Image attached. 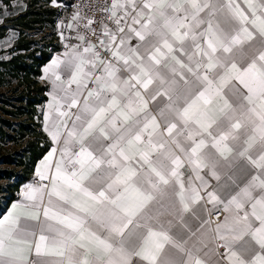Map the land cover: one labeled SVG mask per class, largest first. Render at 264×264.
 Returning a JSON list of instances; mask_svg holds the SVG:
<instances>
[{
	"label": "snow or ice",
	"instance_id": "1",
	"mask_svg": "<svg viewBox=\"0 0 264 264\" xmlns=\"http://www.w3.org/2000/svg\"><path fill=\"white\" fill-rule=\"evenodd\" d=\"M243 4L111 0L103 10L116 31L103 24L100 46L112 59L88 43L52 60L44 130L63 147L36 170L48 183L28 185L24 202L0 219V264H211L210 256L264 264V0ZM158 97L166 102L153 114ZM241 158L257 174L226 203L206 193L226 215L208 242L187 248L172 229L187 230L185 215H196L209 187L201 171L220 181V169ZM185 164L199 187L185 186ZM166 201L175 224L160 219ZM203 249L209 259L196 254Z\"/></svg>",
	"mask_w": 264,
	"mask_h": 264
},
{
	"label": "rangeland",
	"instance_id": "2",
	"mask_svg": "<svg viewBox=\"0 0 264 264\" xmlns=\"http://www.w3.org/2000/svg\"><path fill=\"white\" fill-rule=\"evenodd\" d=\"M32 2L34 0H13L10 6L0 2V26L3 27L1 30L3 37H0V60H9L12 57L10 51L15 49L18 40L23 37L20 28L15 25L13 20L24 14ZM35 2L32 8L37 10L56 7L53 18L55 24L52 22L49 25L26 31V37L22 42L29 44L31 50H36L35 58H40V51H45L50 55L62 47V42L65 40L64 32L69 31L72 34L73 31L69 27L70 24H66L64 21L66 8L62 5L58 6L60 0H36ZM14 52L13 55L25 54L28 51ZM24 61L27 64H33L29 57H26ZM9 74L4 78L5 85L0 86V119L12 122V126L7 127L0 121L6 130V135L3 138L0 137V210L13 194L16 184L20 180L30 177L29 156L31 153L37 146L41 147L46 143L45 140L41 141L39 137L41 136L39 133L43 134L40 124L41 103L34 108V111H31L26 101L30 100L34 94L28 93L27 84L23 82V79ZM2 106L12 111H16V109L23 111H20L22 112L21 115H7L1 110ZM31 112H33V117H31ZM36 116H38L37 119ZM31 142L33 145L29 147L28 143ZM7 156L10 161L4 163L3 158Z\"/></svg>",
	"mask_w": 264,
	"mask_h": 264
},
{
	"label": "crops",
	"instance_id": "3",
	"mask_svg": "<svg viewBox=\"0 0 264 264\" xmlns=\"http://www.w3.org/2000/svg\"><path fill=\"white\" fill-rule=\"evenodd\" d=\"M121 2H123V0H121ZM237 3H240L241 6L244 7L243 0H237ZM128 23H131L130 18H129ZM136 27H138V25ZM125 31H127V28H125ZM138 43H139V41L136 40L135 38H133L130 41V46L135 47ZM255 47H258V45H256ZM72 48L73 47L70 46V47H66V48L60 47L59 49H56L55 51H53L50 54L49 60L40 69L41 76L39 77V83L45 89V91H44V98L45 99H44V102L41 104V107H40L41 108V110H40L41 115L40 116H41V120H42L41 129L47 137L49 148H48L47 153L35 164V166L33 168V173L30 175V177L27 180L23 181L19 185L18 190L15 194L14 200L11 202L9 207L6 208L4 213H2L0 215V219L7 216L8 213L12 211L14 205L24 202L23 193H24V191L28 185H30V184L31 185H39L37 183V181L39 180V177L36 176V170L40 166V164L44 160V158L52 150V148H57V153H56V156L54 157V163H55V160L59 159V149L61 147H63V141L61 140L60 144L53 143L51 137L44 130L45 115L48 113V104L51 102V99H52L50 93H52V91H53V85L51 82V78H49V79L44 78L45 77L44 69L52 62L53 59H55L57 57H59L62 60L65 59L66 58L65 53H70ZM245 48L247 49L248 46L246 45ZM79 51H83V48H79ZM60 74L62 76V79H68V77H69V73L63 71V65L61 66ZM96 74L97 75L100 74L99 70L96 71ZM121 75L124 78H127L128 73L122 72ZM50 76H51V74L49 73V77ZM72 87L74 89L76 86L73 85ZM93 87H95L94 83L92 81H89L88 88L91 89ZM226 91H228V90L226 89ZM84 95H87L86 90L84 92ZM228 95L231 96L230 91H228ZM82 99L83 98H81V101H82ZM165 102H166V98L158 97L157 101L155 103L149 104V108L153 112V114H156L158 106L162 107ZM71 111L73 114H75L77 112V109L73 108ZM53 118H55V113H53ZM73 119H74V116H73ZM69 126H71V121H69ZM162 127H163V122H162ZM104 143H105V147H107V144L110 143V141H105ZM93 147H95V144L93 145ZM74 150H78V146ZM181 171L183 173V179H184L186 187H188L189 179H191L192 183L196 187L200 186V181L195 179V174L192 172L191 168L187 164H185L184 168H182ZM200 174L202 176H204V178L208 181L209 187L206 190L200 189V194L202 197H204V199L199 204H197L195 206L194 211L196 212V215L193 216L191 213H188L185 215V222L188 225L187 230L180 228V226L178 224L176 225V227H174L172 229L173 235H175L178 239H182V240L187 241V244H186L187 248H193V245H195L196 247H201V245L199 243L201 240H203L205 242L209 241V238L212 234V230H214L216 227V225H213L211 223L210 215L218 209L223 210V205H218L216 208H213V205L208 204L206 193L209 191H215L216 194L220 197V199L226 203L228 199H230L233 195H236L238 192H240V190L242 188L245 187V185L249 182L251 177L253 175L257 174V170L255 168H253L246 160L241 158V159H237L233 163L232 167H230V168L225 167V168L220 169V175H221L220 181H216L215 179H213L208 174L207 169H203ZM43 183H48V181H43ZM205 208L212 210L211 214H209V212L205 211ZM159 211L163 212V215L160 217V219L163 222L166 223L168 220H173V223L174 224L176 223L174 216L171 214L173 209L169 206L168 201L165 202V207L163 209H159ZM156 213H157V208H152L150 211V215H156ZM224 215H226V214L223 213V218H224ZM223 218H222V220H223ZM204 220H209V223L204 224L203 228H201V224L203 223ZM198 229H199V231H197ZM191 232H195L196 235L192 236ZM215 246L216 245L214 243L209 242V249L215 248ZM209 249H203L202 251H200L199 253H196V254L199 255L200 258H202V259H209V257H205V255H204V253L208 252ZM220 251L222 252L224 250L220 249ZM210 259H211V264H217V262L220 261L219 256H210Z\"/></svg>",
	"mask_w": 264,
	"mask_h": 264
},
{
	"label": "trees",
	"instance_id": "4",
	"mask_svg": "<svg viewBox=\"0 0 264 264\" xmlns=\"http://www.w3.org/2000/svg\"><path fill=\"white\" fill-rule=\"evenodd\" d=\"M12 1L13 0H0V2H2L3 4L7 6H10V3ZM35 1L36 0L32 2L31 6L26 10L24 14L18 16L17 18L13 20L15 25L20 28V31L23 37L18 40L17 45L14 47L15 49L13 51H10V53L12 54V57L9 60H0V86L5 85L4 78L5 76L8 75V73H10L9 75L11 76H17L23 79V82L27 84L28 93L30 95L34 94V96L30 98V100L26 101L27 106L31 108V111H34V108L37 107L39 103L42 104L44 102L45 89L43 86H40V83H39V77L41 76L40 69L49 60L50 55L45 51H40L41 57L35 58L36 50H31L29 44H23L22 42L24 40V37H26L25 35L26 31L34 30L36 27H43L44 25L51 24L52 22H54L53 17L55 16V13H56L54 8H45L42 10H37L36 8H32V6L36 3ZM43 16H46V17L41 18ZM1 30H3V27L0 26V37H3ZM14 51H28V52H26L25 54L19 53V54L13 55V53H15ZM26 57H29L32 59L33 61L32 65L27 64V62L24 61ZM1 110L5 114L13 115V116L21 115L22 112L20 111H23V110H18V109H16V111H12V110H8L7 108H4L3 106L1 107ZM31 117H33V112H31ZM0 121L7 127L12 126V122L10 120L1 118ZM5 135H6V130L4 126L0 124V137L3 138ZM39 135H41L39 136L40 140L41 141L45 140L46 143L41 145V147L37 146L35 150L29 156V166L31 168L30 174L33 173V168L35 164L47 153L48 148H49L46 135L44 133L43 134L39 133ZM28 144H29L28 145L29 147L33 145L32 142ZM9 161H10V158L8 156L3 158L4 163H8ZM0 176H1V173H0ZM27 179L28 178H26L25 180ZM25 180H20V182L16 184L15 188L13 189V194L11 195L9 199L6 200V204L4 205V207L1 208L0 215L4 213L6 208L9 207L11 202L14 200V197L18 190L19 185Z\"/></svg>",
	"mask_w": 264,
	"mask_h": 264
},
{
	"label": "built area",
	"instance_id": "5",
	"mask_svg": "<svg viewBox=\"0 0 264 264\" xmlns=\"http://www.w3.org/2000/svg\"><path fill=\"white\" fill-rule=\"evenodd\" d=\"M60 5L66 8L64 21L66 24L72 25L70 28H72L71 30L73 31L72 34L69 31L64 32L65 40L62 42V47L66 48L80 45V48H83L87 46L88 43H91L97 46L96 50L100 52L102 58L105 60H111V53L100 46V40L107 39L103 36V24H107L113 32L116 31V25L107 18L109 14L103 10L110 7L111 0H60V2H58V6ZM53 8L56 12V7ZM77 13H79L81 18L79 20H74L73 17ZM88 19H92L94 22L90 28H85L84 25L87 23ZM128 22L129 19L127 20V23ZM53 23L55 24V22ZM121 26H125V21H121ZM78 35H83L85 40L81 42L77 38ZM37 117L38 116H36V119ZM41 123L42 120H40V124ZM37 183L41 184L43 182L38 180ZM223 213L222 209H218L213 212L210 215L211 223L216 225L221 222Z\"/></svg>",
	"mask_w": 264,
	"mask_h": 264
}]
</instances>
